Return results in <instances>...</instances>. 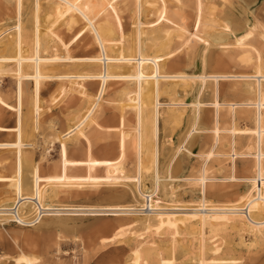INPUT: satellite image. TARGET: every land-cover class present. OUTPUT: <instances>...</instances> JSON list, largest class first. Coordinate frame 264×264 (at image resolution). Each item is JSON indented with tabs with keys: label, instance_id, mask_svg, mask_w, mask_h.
I'll use <instances>...</instances> for the list:
<instances>
[{
	"label": "rangeland",
	"instance_id": "374dc122",
	"mask_svg": "<svg viewBox=\"0 0 264 264\" xmlns=\"http://www.w3.org/2000/svg\"><path fill=\"white\" fill-rule=\"evenodd\" d=\"M37 1L26 0L19 17H17L13 2L11 0H0V32L6 31L3 34L4 38L0 40L5 41L10 32V34H13L14 29L12 27L18 20H21L28 30L34 28L35 18L37 17L35 9ZM192 1L182 0L184 6L181 4L179 9L181 20L191 28L194 26L197 15L196 0ZM223 1L202 0L203 11L207 12L208 16L204 17L206 22L200 25L197 37H193L195 38L194 45H187L186 48L181 47L178 49L179 51H176L179 42L163 44L161 48L163 52L170 54L165 65V71L168 73L186 72L189 74H199L203 71L212 73H249L254 71V61L253 64L249 62L247 65L240 60V56L244 55L242 46L237 45L236 33L229 26V23L227 21L223 22L224 17L230 15L232 10L231 3L227 2L225 4ZM230 1L238 7L243 24L236 31L237 35L246 33L251 28L250 26H253V28L256 26L254 29L257 34L254 32L250 40L254 39L264 54V43L260 37V33L264 32V0ZM131 2L132 0H120L118 2V9L122 12L128 39L132 38V33L136 29L135 10L132 6L126 7ZM45 4L48 6L46 1ZM48 10L45 8L41 14H47L46 11ZM154 18L155 16L148 17L149 20ZM80 24H82V21L79 22ZM77 28L69 29L65 21H60L55 25V29L63 39L70 41L73 59L65 60L63 65L54 66L51 69L52 71L55 70L54 72L57 74L44 79L40 87L38 101L34 97V79H28L27 77L22 79L23 90L20 98L19 89L15 82L17 76L12 74L13 67L5 61L4 67L0 69V204L8 206L10 205V198L16 196V191L14 193L10 192L9 185L19 168V157L14 146L5 144L16 142L20 134L25 143L22 148V162L24 163V158H26L32 161V164L39 163L41 168L46 171L40 176L41 185L51 182V180H72L71 178H75V175L71 173L76 172L72 170L70 173L68 171V164L74 162V160H80L87 165L102 166L98 168L95 175L85 176L88 180L94 178L92 176H96L101 181L115 179L120 182L117 185L103 184L100 187L64 188L59 197L52 200L46 199L50 206L96 207L124 204L140 205L144 202V198L139 193V183L137 181L138 156L135 112L132 109H123L119 101L123 96L121 90L124 87V80L112 78L107 81L106 88L99 97L101 105L94 112L92 122L82 132L76 143H66V141H62L63 139L60 140L56 137L58 131L67 134L82 117L86 116L94 107L97 96L100 94L102 80L98 77L85 78L83 81L85 82L84 86H78V80L72 78L73 82L70 86L61 87L60 81H63V78L58 76L59 73L72 72L77 74L81 72L88 55L102 50L101 43L97 39L94 40L90 32L89 34L87 32L85 39H82V36L86 34H79L74 38L73 35ZM131 30H134V32H131ZM106 37L117 38L116 30L107 34ZM46 43H48V40ZM49 45H51L49 50L41 52V56H51L55 47L60 51V55H63V49L57 41L52 40ZM28 46L25 45V47ZM8 53L10 51H4V54ZM255 54H252L253 59H256ZM77 63H80V65H77ZM229 80H220L219 99L221 101H243L247 99L246 97L253 98L254 95L246 92L247 86L244 80ZM237 83H241V85ZM200 86V81H194L189 86L180 83L177 85V93L173 95L163 94L162 101H170L171 98H175L187 103H194L198 98ZM214 88V81H208L200 96L201 101L206 103L214 101L216 99ZM228 90L230 93L232 91L236 92L232 95ZM247 95H251V97ZM37 105L43 108L40 114L34 113ZM167 107H162V114L165 116L162 115L163 118L160 121V165L158 174L161 178V189L159 194L153 198V201L167 199L185 201L186 203L198 202L201 200L202 195L200 184L197 181L185 178L200 175L206 162L207 153L213 148L214 107L212 105L204 106L201 109L198 122L195 119L197 112L194 105L179 107L178 109L181 110L173 113L170 112L171 107ZM243 109H237V126L239 128L236 139L238 141L237 148H242L240 150H245V145L249 141L248 137L255 128L252 127L254 126L253 121L247 118L250 113ZM227 111L228 107L221 110V122L222 126L226 125L225 127L230 125L229 119L226 118ZM32 112L33 114H31ZM174 115L177 117H173ZM245 127H248V129L245 130ZM225 133L222 134L226 135L228 139L221 134L222 139L216 148L217 153L230 149L231 136H229V132ZM254 160L250 157H237L236 175L243 177L255 174L252 167ZM107 164H110L111 167H117V172L110 175ZM207 166L209 171L211 170L210 175L219 178L207 183V197L209 199L211 198L213 201L220 203L236 201L249 189L250 185L242 181H222V178L231 175L230 158L223 155L212 156ZM151 173L152 171L145 175L143 171V184L140 185L143 191L147 193L153 187V178L148 180L151 178ZM49 188L50 191H59L57 187L50 186ZM6 191L8 194H6ZM21 192L34 195L31 191ZM12 194H14V197ZM131 217L128 215L95 214L44 215L30 227L15 220L5 221L1 218L0 264H17L16 259L21 253L24 254L25 252L30 256L33 255L35 261L38 259L36 262L34 261V264H133L132 250L140 242L143 246L149 245L154 249L146 253L147 257L150 258L149 261L154 260L157 256L156 253L162 251L167 258L172 257V255L175 256L176 264H198L197 259L201 253L200 247H198L200 246L199 242H197L200 241L198 233H189L187 230L177 235L180 240L177 239V249L175 254H172L168 250L172 241V230H164L159 233L150 231L145 234L148 237L144 235L145 238L140 236L141 238L136 240L133 238L132 233L128 232V228L131 227H127V233L123 236H116L118 226L129 224ZM135 226H137L135 228L137 231L144 233L140 223L133 224V227ZM218 234L220 236H214L209 229L207 230V248L213 244L214 241H209L212 239L216 240L217 243L219 241V244L222 245L219 254L214 255L212 250L206 249L204 255L206 254L207 258L230 257L239 260L236 264H264V239L254 241L248 233L241 234V232L239 233V231L232 228ZM194 236L198 237L195 238ZM111 237L114 239L111 240ZM150 242L152 244H149ZM153 244L154 246H152Z\"/></svg>",
	"mask_w": 264,
	"mask_h": 264
},
{
	"label": "bare ground",
	"instance_id": "6f19581e",
	"mask_svg": "<svg viewBox=\"0 0 264 264\" xmlns=\"http://www.w3.org/2000/svg\"><path fill=\"white\" fill-rule=\"evenodd\" d=\"M11 1L13 2L16 15L19 17L20 11L26 0ZM45 1L48 3V6H46ZM119 1L120 0H38L35 7L37 17L35 18L34 28L28 30L27 26H25L21 20H18L12 27L14 29V32L12 31L13 34H10V32L5 41L0 40V69L4 67L3 64L5 61H7L9 66L13 67L12 74L17 76L15 82L19 89L20 98L22 97L23 90L22 79L25 77L34 79V97L37 98L38 101L40 87L44 79L57 74L54 72L55 70L52 71L51 69L54 66L63 65V61L65 60L73 59L70 41L68 42L63 39L60 33L55 29V25L60 21H65L69 29L78 27L73 35L74 38L79 34H86L82 36V39H85L87 32L88 34L90 32L93 39H97L101 43L102 50L88 55L86 63H84L85 66L82 68L83 70H81V72L77 74L64 72L59 73L58 76L63 78V81H60L61 87L70 86L73 82V80H71L72 78L78 80L80 83H78V86H84L85 82L83 81L85 78L98 77L102 80L100 94L97 96L94 107L86 116L82 117L67 134L59 133L58 131L56 137L60 140L63 139L62 141H66V143H76L78 138L82 135V132H84L87 126L92 122L94 112L99 109L98 107L101 105L99 97L104 92L107 81L112 78L124 80V87L121 90L123 91V96H121L119 101L123 109L128 108L135 112L138 156L137 181L139 183V193L144 198V202L140 203V205L124 204L96 207L68 205L57 207L50 206L46 202V199L49 198L52 200L59 197L64 188H83L86 186L100 187L103 184L117 185L120 182L115 179L101 181L98 177L96 178V176H92L94 178L88 180L85 176L95 175L98 168L102 166L87 165L80 160H74V162L68 164V171L70 173L72 170L75 171L76 173H71L75 175V178H71L72 180H51V182L41 185L40 176L46 173V171L41 168L39 163L32 164V161L26 158H24V163L22 162V148L25 143L20 134L16 142L5 144L12 145L16 148L19 157V168L12 183L9 185L10 192L14 193V191H16V196L14 197V194H12L14 198H10V205L5 206L0 204V216H2V220H15L22 225L30 227L37 223L44 215H128L132 216L131 222L118 226V230L115 234L116 236H123L129 229L128 232H131L133 238L138 240L150 231L159 233L164 230H172V241L170 242L168 250L172 254H175L177 241L180 240L177 235H180L182 231L188 230L189 233L195 232L200 235L198 238L200 241H197L199 242L200 246L198 247H200L201 251L197 259L198 264H236L239 261L237 259L230 257H212L209 259L205 256L206 254L204 255V252H206V249H209V251L212 250L215 255L219 254L222 250V245L219 244V241L217 243L216 240L213 239L209 240L214 242L207 248L206 233L208 229L217 237L219 232H226L228 229L232 228L239 231V233L241 232V234L248 233L254 241H262L264 239V54L255 43V40H250L254 35V28H256V26L254 28L250 26L251 28L246 33L237 35L236 31L243 26L239 9L234 5V2L230 0L223 1L225 4L227 2L229 4L231 3V9L233 10H231L230 15L224 17L223 22L227 21L229 23V26L236 33L237 45L242 46L244 55L240 56V60L247 65L249 62L253 64L254 61L255 68L253 72L212 73L203 71L199 74H189L186 72L168 73L165 71V65L168 62L170 54H167L168 52H163L161 48L163 44H175L179 42L176 50L179 51L178 49L181 47L186 48L187 45H194L193 42L195 38L193 37H197V31L200 25L206 22L204 21V17L208 16V13L203 11L202 0H196L197 15L192 28L181 20L179 9L181 4L184 6L182 0H132L131 3L126 5L127 8L132 6L134 8L133 10H135V16L132 15L136 18V20H134L136 22V29L135 32L131 30V32H134L132 33L133 36H131V39H128L123 15L118 9ZM44 6L49 9L46 11L47 14H41L45 9ZM151 16H155V18L149 20L148 17ZM80 21H82V24L79 25ZM114 30L117 32V38L106 37L107 34ZM5 32L6 31L0 32V39L4 38L3 34ZM47 37H49V39H47ZM260 37L264 43V32L260 33ZM47 40L48 43H46ZM52 40L55 42L57 41L58 44L61 45L63 55H60V51L55 47L51 56H41V52L49 50L51 46L49 43ZM26 44L29 46L25 47ZM4 51H10V53L4 54ZM253 53H256V59H253ZM77 65H80V63H77ZM204 66H206V64H204ZM30 70L32 72H29ZM228 79L244 80L247 86L245 90L249 94L254 95L253 98L246 97L247 99L243 101H237L236 99V101H221L219 99V83L220 80L225 81ZM211 80L214 81L215 88L213 90H215L216 96L214 97H216V99L210 103H206L201 101L200 96L208 81ZM194 81L201 82L198 98L194 103H187L186 101H180L175 98H171L170 101H162L163 94L173 95L177 93L178 84L182 83L185 86H189ZM241 83L237 84L241 85ZM228 92L230 93L229 90ZM235 92L232 91V95ZM249 97H251V95ZM192 105L196 106V122H198L201 116V109L204 106L212 105L214 107L212 123V130L214 132L213 148L207 153L206 162L200 175H197L198 177L185 178L187 180L197 181L200 184L202 194L201 200L198 202L186 203L185 201L160 199L154 202L153 198L159 194L161 189V178L158 174V170L160 165V121L161 118H163L162 115H164L162 114V107H171L170 112L173 113L175 111H180L181 109H178L179 107ZM225 107H228V115L226 118L230 121H228L230 123V125L228 124L229 127H225L226 125L222 126L221 122V110ZM238 108H244L243 110H247L250 113L247 118L253 121L254 126L252 127H255L253 133L248 137L249 141L247 145H245V150L237 148L238 141L236 139V133L239 128L237 126ZM34 111V113L40 114L43 108L37 105ZM33 112L31 114H33ZM247 129L248 127L245 130ZM225 132H229V136H231V142H229L230 149L217 153L216 148L222 139V135L224 136L222 133ZM225 134L227 135L228 133ZM226 135L224 137H226ZM215 155L226 156L230 158L231 161V175L222 178V181H242L250 185L249 189L236 201L220 203L213 201L211 198L210 200L207 197V183L212 180L214 181V179H219L218 177L210 175L209 172L211 170L209 171L207 166L210 158ZM237 157L254 158L255 160L252 167L253 171H255L253 173L255 174L243 177L237 176ZM109 165L110 164L106 165L108 166V173L110 175L115 174L117 172V167H111ZM143 171L145 175L152 171L151 178L148 180L153 178V187L149 193L144 192L140 187V185L143 184ZM50 186L57 187L59 191H50ZM25 190L31 191L34 195H27L28 193L25 192V194H23L21 192ZM7 191L6 194L9 193V191L8 193ZM138 223H140L144 233L137 231L135 229L137 226L133 227V224ZM127 227L131 228L126 229ZM110 239L112 240L114 238L111 237ZM149 244L152 243L150 242ZM250 245L252 246V244ZM152 246H154V244ZM151 250H154L151 246H143L142 242L138 243L132 250L133 264H176L175 256L173 257L172 255V257L167 258L162 251L156 253L157 256L154 260L149 261L150 258L147 257L146 253ZM32 256L28 255L26 252L24 254L21 253L16 259L17 261H15L17 264H34L35 258ZM37 260L38 259H36V261Z\"/></svg>",
	"mask_w": 264,
	"mask_h": 264
}]
</instances>
